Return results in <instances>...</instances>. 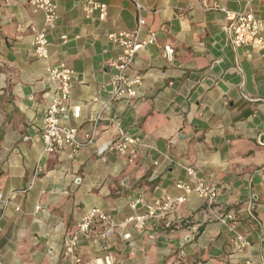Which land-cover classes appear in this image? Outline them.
Returning a JSON list of instances; mask_svg holds the SVG:
<instances>
[{
    "label": "crops",
    "instance_id": "crops-1",
    "mask_svg": "<svg viewBox=\"0 0 264 264\" xmlns=\"http://www.w3.org/2000/svg\"><path fill=\"white\" fill-rule=\"evenodd\" d=\"M95 1L108 6L104 21L97 13L88 18L79 0H57L59 20L43 60L33 41L44 12L30 0H0V193H14L0 224V264H65L66 241L92 208L117 220L142 214L157 198L183 195L175 185L190 181L188 167L219 190L217 205L238 218L246 251L234 249L235 233L210 220L205 201L192 194L165 220L130 230V241L112 236L108 251L81 237V256L106 252L115 264H264V50L235 48L221 10L249 4L264 23V0H139L149 10L142 36L155 34L157 43L131 67L143 77L138 97L107 108L109 63L121 54L107 34L134 29L137 11L132 0ZM166 45L175 50L171 61ZM62 62L76 73L70 103L81 107L67 124L82 137L99 113L103 121L93 144L44 155L41 132L56 91L47 67ZM119 128L142 144L133 162L105 149ZM137 198L143 203L133 210Z\"/></svg>",
    "mask_w": 264,
    "mask_h": 264
},
{
    "label": "built area",
    "instance_id": "built-area-1",
    "mask_svg": "<svg viewBox=\"0 0 264 264\" xmlns=\"http://www.w3.org/2000/svg\"><path fill=\"white\" fill-rule=\"evenodd\" d=\"M132 1L137 11V21L134 29L111 31L107 34L108 40L120 48L121 54L116 60L109 63L114 72L109 81L111 96L106 103V108L118 99H136L138 97V90L143 85V77L141 75H131V67L137 54L142 49L157 43L155 34L150 35L148 38L142 36L146 25L145 14H148L149 10L139 0ZM79 2L88 18L95 13H97L100 21L107 18L108 6L106 4L97 3L95 0H79ZM30 3L36 10L43 11L45 14V25L35 35L33 51L37 58L48 60L49 39L47 33L56 28L59 20L57 0H30ZM221 10L226 14L227 25L224 30L230 34L232 45L235 48L256 46L264 50V23L254 15L249 4L239 11L226 8H221ZM62 40L66 43L67 37L63 36ZM164 51L166 59L173 60L175 56L174 48L166 45ZM47 73L56 83V91L46 110V124L41 132L43 154H54L64 151L66 148L76 153L81 148L94 143L98 125L103 121V115L99 113L95 117L91 133L82 137L79 136L78 129L67 124L71 118L79 119L81 116V107L73 106L70 103L72 85L77 80L75 71L62 62L47 67ZM141 146L139 139L119 128L118 136L114 141L108 143L105 149L113 150L118 155L133 162L137 158ZM186 172L190 177V181L177 182L175 185L178 190L183 192V195L179 197L165 195L157 198L152 203L145 205V212L142 214H135L117 220L113 215L100 208H92L77 224L66 241L65 264H115V258L106 252L85 260L79 253L80 238H91L94 244L102 245L103 249L108 251L107 241L112 236L119 234L124 241H130L132 239L130 230L144 231L149 221L158 223L165 220L178 207L183 205L187 201V197L192 194H196L205 201V212L210 220L229 228L230 231L235 233V236L231 239L234 249L238 252L246 251L250 247V241L238 232V218L233 212L223 211L217 205L219 190L207 184L194 168L188 167ZM31 188L32 185L28 187L29 190ZM13 195L14 193L8 195L0 193V205L2 206L0 224L11 204ZM142 203V198H137L131 203V208L137 210ZM253 208L254 205L250 202L248 210L252 217H254L252 214ZM95 227L99 228V231L94 235L93 229Z\"/></svg>",
    "mask_w": 264,
    "mask_h": 264
}]
</instances>
